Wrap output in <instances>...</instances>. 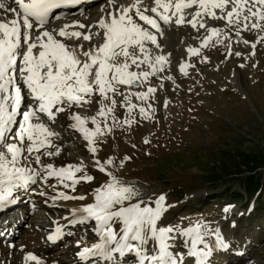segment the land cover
Instances as JSON below:
<instances>
[{"label": "rangeland", "instance_id": "1", "mask_svg": "<svg viewBox=\"0 0 264 264\" xmlns=\"http://www.w3.org/2000/svg\"><path fill=\"white\" fill-rule=\"evenodd\" d=\"M97 8L82 13H87V16L79 20L83 22L89 18L91 22H96L102 9ZM195 10L193 6L186 12L193 13ZM186 18L190 19L191 16ZM0 19L10 18L7 19L0 12ZM205 22L209 29L218 27L225 33L220 37L221 42L213 40L201 47V42L209 35L206 29L173 24L163 29L162 25L163 34L158 35L160 47L150 42L147 47L153 58L162 53L167 55L168 62L163 71L156 72L138 86L116 85L114 93L108 92L109 99L94 93L87 98L90 102L82 107L72 105L68 108L63 105L66 111L58 113L54 121L41 114V120L58 134L52 140L60 153L55 156L42 155L40 165L35 164L34 158L24 163L43 173V166L47 164L59 168L82 162L84 169L75 175L79 177L87 173L95 179L92 182H79L75 191L63 187L55 177L47 180L38 177L35 184L27 186L32 190L17 189L15 193L24 191L25 196L27 193L36 195V205L31 211L27 208L30 213L28 221L13 242L27 246L44 244L43 225L53 219L68 220L72 213L67 205L52 202L53 197L58 191H63L70 195H84L86 199L89 198L84 202H90L95 188L109 179L106 173L98 170L94 161L98 159L103 162L112 158L115 165H109L108 170L140 188L145 201L149 197L154 201L161 194L166 196L169 207L160 222L161 226L184 229L199 223L207 224L210 230L222 231L229 246L223 250L217 249L211 258L212 264H264V191L260 196V191H251V194L243 191V180L248 173L244 166L241 171L235 168L237 157L244 151L264 154V39H261L264 31L242 30L237 36L235 26H226L223 19L205 17ZM64 23L56 25V28L63 27ZM48 25L52 26L53 23ZM85 26L87 33L90 26ZM245 39L255 42L256 48L253 49L251 43H243ZM64 42L72 46L82 44L85 50L93 44L97 45L91 42L87 46L82 38ZM189 47L198 48L199 53L189 54ZM236 52L241 55H235ZM182 63L188 65L186 75L180 71ZM130 70L140 72L150 69L145 63L139 69L133 65ZM94 71L91 79H94ZM148 87L156 91L147 100L138 99L136 93L145 92ZM23 92L28 95L26 89ZM111 99L116 101L114 106ZM31 102L30 98L27 99L25 106ZM129 103L136 105L131 112ZM101 106L112 107L113 111L102 117L98 115ZM140 107L146 109L147 118L139 112ZM73 113L85 118L84 127L90 131L96 129L92 117L101 126L102 134L95 137L93 145L95 154L90 151L84 134L73 126ZM126 119L133 122L125 124ZM109 128L111 131H108ZM125 157L130 159L125 161ZM234 172L238 175H232ZM255 172L257 177L264 176V168H258ZM227 188H231L233 193H224ZM226 206H231L227 214L224 212ZM13 213L20 214L16 210ZM0 219L6 222L8 217L1 215ZM71 225L76 230L77 239L68 237L62 245L44 253V258L72 260L74 256L70 259L71 250H77V241L93 243L97 240L98 235L93 232L96 227L94 222ZM184 239L179 237L173 242L177 250H190L181 243ZM206 239L214 243L213 237ZM66 248H71L70 252ZM8 250L12 252L14 248L10 250V247L0 245L1 256L9 255L13 259L12 264H22L18 254L20 249L14 250L13 256ZM4 259L1 258L0 262L3 263ZM123 259L118 258L116 262ZM134 263V260L128 259L127 264Z\"/></svg>", "mask_w": 264, "mask_h": 264}, {"label": "snow or ice", "instance_id": "2", "mask_svg": "<svg viewBox=\"0 0 264 264\" xmlns=\"http://www.w3.org/2000/svg\"><path fill=\"white\" fill-rule=\"evenodd\" d=\"M13 2L16 7H9L7 11L14 18L0 19V212L17 203L14 195L17 189L32 190L27 186L35 184L38 177L43 180L55 177L63 187L72 191L79 182L94 181L95 177L87 173L79 177L75 175L84 169L82 162L59 168L47 164L43 166V173L24 163L34 158L35 164L40 165L42 155L60 153L52 140L58 134L41 120V114L54 121L58 113L66 111L63 105L68 108L72 105L82 107L90 102L87 98L94 93L109 99L108 92L114 93L116 85H139L156 72L163 71L168 62L167 55L162 53L153 58L147 47L148 42L160 47L158 35L163 34L162 25L187 24L193 29H206L209 35L201 42V47L213 40L219 43L220 37L225 35L218 27L209 29L205 17L225 20L226 26H235L237 36L242 30L264 31V0H153L150 8L143 6V0H132L128 5L108 0L111 10L107 11L106 18L102 16L97 22L102 32L70 30L86 27L74 21L61 27L56 34L48 28L53 10L65 5H79L82 0ZM193 6L196 10L187 13L186 10ZM3 7L0 4V8ZM189 15L191 18H186ZM94 36L100 37L103 42L98 46L93 44L87 50L82 44L72 46L64 42L82 38L91 43ZM243 43H251V47L256 48L255 42L245 39ZM187 51L192 55L199 53L195 47H189ZM228 52L232 54L230 47ZM235 55L241 53L236 52ZM121 57L123 59L119 60ZM145 63L149 65V71L130 70L133 65L139 69ZM187 67L184 63L180 65V71L185 75ZM93 70L94 79H91ZM24 88L27 89V96ZM155 91V88L148 87L145 92L136 95L140 100H147ZM29 98L32 104L25 106ZM111 104H116L115 99H111ZM135 107L129 103V112ZM112 111V107L101 106L98 115L103 117ZM139 112L147 118L144 107H140ZM71 119L95 154V137L102 134L96 118L92 117L95 131L84 127L86 120L78 113H73ZM132 122V119L124 121L129 125ZM129 159L124 158L125 161ZM94 164L109 179L95 188L93 202L72 210L78 219L68 221L70 224L92 221L96 225L93 232L98 235L99 242L81 247L82 241H77L81 250L76 255L81 260L99 257L116 264L122 257L124 259L120 264H127L129 258L135 264H212L211 258L217 249L229 246L222 231L210 230L207 224L197 223L184 229L161 226L160 222L169 207L164 194L154 201L152 197L145 201L140 188L108 170L109 165H115L112 158L103 162L97 159ZM53 199L84 201L86 197L58 191ZM230 207H225L226 214ZM60 236L61 229L57 228L47 239L57 241ZM208 236L214 238V243L208 242ZM179 237L185 238L181 243L190 248L189 251L177 250L173 242ZM24 259L41 264L40 259L30 252Z\"/></svg>", "mask_w": 264, "mask_h": 264}, {"label": "bare ground", "instance_id": "3", "mask_svg": "<svg viewBox=\"0 0 264 264\" xmlns=\"http://www.w3.org/2000/svg\"><path fill=\"white\" fill-rule=\"evenodd\" d=\"M132 2V0H117V3L119 4V3H123V4H125V5H128V4H130ZM145 2L147 3V5L145 4ZM145 2H143V6H146V7H152L153 6V0H148V1H145ZM1 4L2 5H4V7L3 8H0V10H2V12L3 13H5L6 15H5V17H7V19L8 18H10V19H12V18H14V15L12 14V13H10V12H8L7 11V8H9V7H16V5L14 4V2H13V0H5V1H2L1 2ZM99 6H101V7H99ZM98 7L99 8H102V10L100 11V13L98 14V20L102 17V16H104L105 18L107 17V11L108 10H111L110 9V7L108 6V7H106V4H104V3H101L100 5H99ZM99 8H97V9H99ZM93 11H94V9H93ZM148 14H151V13H148ZM86 17L87 16V13H86V15H81V14H79V17ZM89 19V18H88ZM86 20V21H84V22H82V21H79L78 20V18H72L71 20H67V21H69L68 22V24H66V25H70V24H72L74 21H79L80 23H82L83 25L85 24V25H87V26H90V29H91V31L93 32V33H95V32H97V31H101L102 32V30H100L99 28H98V20L96 21V22H91L90 20ZM64 20V19H63ZM81 20V19H80ZM139 22V21H138ZM50 23V22H49ZM140 23H142V22H140ZM62 25V24H61ZM185 25H187V24H185ZM166 25H164L163 27H165ZM167 27V26H166ZM165 27V28H166ZM48 28L50 29V30H52L53 31V33L54 34H56L57 32H58V30L60 29V28H57V29H55L54 27H52L51 25H48ZM164 28V29H165ZM168 28V27H167ZM70 30H77V31H81V32H83V33H86V31H87V27H85V28H75V29H70ZM37 33H33V35H36ZM166 35V34H165ZM57 38H60V37H58L57 36ZM68 41H75V40H68ZM87 43V46H88V44H89V42L88 41H86ZM92 42L94 43H96L97 45H99L100 43H102L103 41L101 40V38L100 37H98V36H94L93 37V40H92ZM36 51H38V49L36 50ZM23 85V84H22ZM24 89H26V88H24ZM159 139V138H158ZM155 154V153H154ZM91 199V198H90ZM86 200H89V198L88 199H86ZM45 201V200H44ZM85 201V200H84ZM84 201H81V200H63V199H54V200H52V202H55V203H60V204H64V205H67L68 207H69V209L71 210H74V209H77V208H81L83 205H85L86 203H90V202H93V200H91L90 202H84ZM50 203V202H49ZM54 204V203H53ZM69 210V211H70ZM10 211V210H9ZM8 211V212H9ZM72 212V211H71ZM2 215H4V214H2ZM13 216H15L14 214H11V218L13 219ZM71 216H74V218L75 217H77L78 218V215H73V212L71 213ZM8 221V220H7ZM6 221V222H7ZM4 222V221H3ZM15 222H18V221H15ZM4 230H6V231H8L9 230V226L7 225V227L6 228H4V227H2ZM12 228H13V226L11 227V231H12ZM44 239V238H43ZM96 242H99V240H97ZM96 242H93V243H96ZM25 243H27L28 244V241H26ZM87 242H82V244H81V247L82 246H84V245H92L93 243H88V244H86ZM24 244V243H23ZM20 244L19 242H13V240H12V242L10 243V244H8L7 246L8 247H10V250H11V248H14V250H17L18 248L20 249V252L18 253L20 256H21V258H19V259H22V264H35V262L34 261H25V259H24V257H25V255L27 254V253H33L34 255H36L39 259H40V262H41V264H69V261H71V260H69V261H65L64 262V260H54V259H46V258H44L43 257V255H44V253H47L48 251H50L51 250V248H49L48 246H46V245H44V244H36V245H30V246H27L26 244ZM76 247L77 248H79L78 246H77V244H76ZM16 248V249H15ZM67 250H68V252H70V250L69 249H71V248H66ZM14 250H12V252L11 251H9V254H12V256H13V253L15 252ZM52 251V250H51ZM6 253V252H5ZM43 253V254H42ZM15 256V255H14ZM193 259H195V258H193ZM11 260H13V259H11ZM73 261H74V258L72 259ZM9 262H10V259L8 260Z\"/></svg>", "mask_w": 264, "mask_h": 264}, {"label": "trees", "instance_id": "4", "mask_svg": "<svg viewBox=\"0 0 264 264\" xmlns=\"http://www.w3.org/2000/svg\"><path fill=\"white\" fill-rule=\"evenodd\" d=\"M237 158L238 162L235 168H240L239 171H241V167L244 166L245 172L248 173V175L243 180V191L248 194H251V191H258L264 185V176L257 177L255 174V170H257L258 168H264V154H251L244 151ZM232 175L237 176L238 174L234 172V174ZM228 191H232V189L229 188L228 190H226V193H228Z\"/></svg>", "mask_w": 264, "mask_h": 264}]
</instances>
